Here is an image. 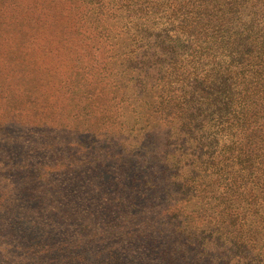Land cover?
<instances>
[{
  "label": "rangeland",
  "instance_id": "obj_1",
  "mask_svg": "<svg viewBox=\"0 0 264 264\" xmlns=\"http://www.w3.org/2000/svg\"><path fill=\"white\" fill-rule=\"evenodd\" d=\"M172 1L0 0V264H264V137L252 179L199 178L159 112L193 78Z\"/></svg>",
  "mask_w": 264,
  "mask_h": 264
},
{
  "label": "trees",
  "instance_id": "obj_2",
  "mask_svg": "<svg viewBox=\"0 0 264 264\" xmlns=\"http://www.w3.org/2000/svg\"><path fill=\"white\" fill-rule=\"evenodd\" d=\"M180 2L173 0L168 8L176 19L187 22L181 24L184 33H178L177 40L190 41L192 37L188 57L183 59L188 61L184 68L192 70L193 78L186 75L181 91L173 88L171 104L163 106V100L156 105L160 113L173 115L170 122L172 126L178 123L180 135L188 138L198 133L195 148L205 158L198 165V174L202 171L199 178L223 172L225 166L234 168L238 177L252 179L258 156L252 158L250 151H257L253 143L264 137V18H259L256 28L250 19L242 29L232 25L240 19H235L231 0ZM195 5L203 9H194ZM207 58L211 63L203 73L200 60ZM214 146H218L217 152L208 150ZM258 153L263 152L258 148ZM224 156L229 163L224 161L221 167ZM227 182L231 187L235 178Z\"/></svg>",
  "mask_w": 264,
  "mask_h": 264
}]
</instances>
